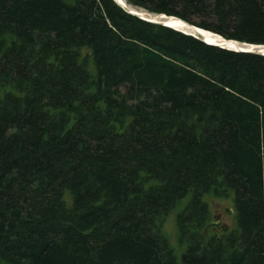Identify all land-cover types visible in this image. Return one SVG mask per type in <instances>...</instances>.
<instances>
[{
    "label": "trees",
    "instance_id": "16d2710c",
    "mask_svg": "<svg viewBox=\"0 0 264 264\" xmlns=\"http://www.w3.org/2000/svg\"><path fill=\"white\" fill-rule=\"evenodd\" d=\"M125 1L264 45V0ZM230 192L219 228L203 196ZM0 264H264V55L114 0H0Z\"/></svg>",
    "mask_w": 264,
    "mask_h": 264
},
{
    "label": "rangeland",
    "instance_id": "374dc122",
    "mask_svg": "<svg viewBox=\"0 0 264 264\" xmlns=\"http://www.w3.org/2000/svg\"><path fill=\"white\" fill-rule=\"evenodd\" d=\"M183 30V29H181ZM87 53L86 49L82 50V55ZM90 68H92L91 63L89 61ZM94 69V67H93ZM69 195L66 194V197ZM181 199L170 211L167 219L164 222L163 229L166 233L167 239L170 245L173 247L175 254L178 258L181 257V254L185 248V245L180 244L178 240V232L176 229V214L181 208L184 206L187 198ZM204 200L207 201L212 219L219 224V228H234L236 227V217L234 211V204H233V194L230 192L228 195L225 196H216L213 193H207L203 196Z\"/></svg>",
    "mask_w": 264,
    "mask_h": 264
},
{
    "label": "water",
    "instance_id": "95a60500",
    "mask_svg": "<svg viewBox=\"0 0 264 264\" xmlns=\"http://www.w3.org/2000/svg\"><path fill=\"white\" fill-rule=\"evenodd\" d=\"M120 7H122L126 12L132 14V15H135L143 20H146V21H150V22H154V23H157V24H163V25H167V26H170V27H173L171 24L167 23V21L165 20V17H171V18H175V19H178V20H181L183 23L187 24L188 26L190 27H193V29L195 30V32H186L184 30H182L184 33H188V34H191L197 38H200L201 40H203L204 42L208 43V44H213V45H217V46H220V47H223V48H228V49H232V48H229V47H225L223 44H219V43H212L210 41H208L206 39V36L204 35V32H209V33H212V34H217V33H214L212 31H209V30H206L204 28H201L199 26H196L194 24H191L179 17H176V16H173V15H167L165 13H151V12H148L142 8H140L141 10L140 11H137V10H134L132 9V5L130 4H127L125 0H114ZM135 7V6H133ZM175 28V27H174ZM218 37L224 39V40H229V41H233V42H236V43H242L244 45H253L255 46L256 48L254 49H246L244 47H240L238 46L236 49H232V50H235V51H242V52H252V53H258V54H262L264 55V51L261 47H264V45H261V44H251V43H246V42H240V41H237L235 39H226L224 38L223 36L217 34Z\"/></svg>",
    "mask_w": 264,
    "mask_h": 264
},
{
    "label": "bare ground",
    "instance_id": "6f19581e",
    "mask_svg": "<svg viewBox=\"0 0 264 264\" xmlns=\"http://www.w3.org/2000/svg\"><path fill=\"white\" fill-rule=\"evenodd\" d=\"M134 10L140 11V8L137 7H131ZM165 20L167 21V23L171 24L173 27L177 28V29H183L186 32H195V30L193 29V27L188 26L187 24L183 23L181 20L175 19V18H171V17H165ZM204 35L206 36V39L212 43H219V44H223L225 47H229L232 49H236L238 46L240 47H244L246 49H254L256 48L255 46H251V45H244L242 43H236L233 41H229V40H224L220 37H218L217 34H212L209 32H204ZM264 51V47H261Z\"/></svg>",
    "mask_w": 264,
    "mask_h": 264
}]
</instances>
